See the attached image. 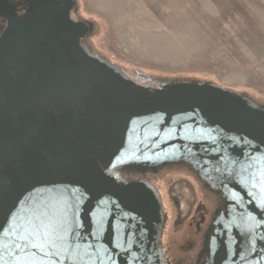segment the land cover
I'll use <instances>...</instances> for the list:
<instances>
[{"label":"water","instance_id":"obj_1","mask_svg":"<svg viewBox=\"0 0 264 264\" xmlns=\"http://www.w3.org/2000/svg\"><path fill=\"white\" fill-rule=\"evenodd\" d=\"M26 3L25 21L6 9L0 36L4 264H162L158 195L102 167L122 154L140 166L189 161L222 189L224 213L203 264H264V109L195 80L162 82L150 98L133 94L111 82L118 71L105 59L86 57L80 46L62 53L92 31L68 15L75 0ZM73 214L83 239L73 244L69 233V251L23 246L20 237L41 219Z\"/></svg>","mask_w":264,"mask_h":264},{"label":"rangeland","instance_id":"obj_2","mask_svg":"<svg viewBox=\"0 0 264 264\" xmlns=\"http://www.w3.org/2000/svg\"><path fill=\"white\" fill-rule=\"evenodd\" d=\"M75 1L91 24L89 46L107 61L156 78L211 82L264 104V0ZM167 167L157 188L168 221L161 235L172 232V248L160 257L189 264L198 246H189L196 229L187 220L198 203L208 217L216 196L186 165Z\"/></svg>","mask_w":264,"mask_h":264},{"label":"flooded vegetation","instance_id":"obj_3","mask_svg":"<svg viewBox=\"0 0 264 264\" xmlns=\"http://www.w3.org/2000/svg\"><path fill=\"white\" fill-rule=\"evenodd\" d=\"M12 9L14 11V14L18 17L19 20L25 21V15L27 13V3L26 0H0V36L3 33L4 29L7 26L8 19L5 16L6 9ZM68 15L70 16L72 21L75 20H83L81 19L77 14V6L74 5L73 7L68 10ZM89 26L91 27V24L86 21ZM91 34V33H90ZM90 34H86L84 38L80 39L78 43L71 44L69 43L67 46H65V49L62 51L64 56L71 54L75 50H77V47L80 46L84 49L86 53V57H95L99 58L100 61L104 60L103 57L95 54L91 47L88 44V38L90 37ZM67 57V56H66ZM106 60V59H105ZM106 64L110 65L114 70H117L118 73L116 76H113L111 78V82L115 84H122L128 91H130L133 94L136 95H146L148 98L157 96V92L159 89H161L158 84L162 82H178L182 81L179 79H164V78H156L152 76L145 75L141 72L137 71H131L128 69H124L112 62H109L106 60ZM138 78H147L149 79L152 84L145 85L138 81ZM202 83V82H200ZM225 88V87H224ZM231 90V89H230ZM233 91V90H231ZM236 92V91H234ZM239 94H242L241 92H237ZM244 95V94H243ZM248 100L254 104L255 106H259L262 109H264V104H260L258 102H254L248 98ZM143 102L148 103L147 100H144ZM178 163H182L188 167L190 171H192L196 176H198L204 185L211 191V193L216 196V202L214 204L213 211L210 212L209 216L207 217L202 212L205 210V206L202 203H198L196 208L194 209L189 216V219L187 222L190 221V219H194V227L195 231L192 232V235L196 237V241H192L189 243V246H193L197 244L198 251L195 256L191 260L189 264H203L205 261V255H204V249L210 247L211 239H212V230L216 227V225L219 223L220 219L222 218V215L224 213V202H223V191L222 189L216 188L211 182L207 181L200 172L190 164L189 161L181 160V161H174V160H168L166 163L159 161V162H146L142 166L138 165V163H135L132 161L131 157H128L124 154L116 156L114 158L105 159L104 162H102V167L105 172L111 174L114 176V178L121 184L127 183V182H140L143 184H146L147 186L151 187L156 194L158 195L161 203V210H162V216L164 219L162 227L168 223L167 221V214L164 210V202L162 195L157 188L158 181L161 180L163 177H160L161 173L164 169L168 170L170 165H174ZM140 167V170H137L136 167ZM179 205V202L177 203ZM194 215V216H193ZM176 220V219H175ZM176 224V221L174 222ZM163 229V228H162ZM162 231V230H161ZM171 231H167L166 236L163 234L161 235V232L159 234L158 239L162 237L163 239L160 242H157V245L160 244V255L162 254V251L165 250L166 247H171L169 245L168 241L171 238ZM181 246V244H180Z\"/></svg>","mask_w":264,"mask_h":264},{"label":"snow or ice","instance_id":"obj_4","mask_svg":"<svg viewBox=\"0 0 264 264\" xmlns=\"http://www.w3.org/2000/svg\"><path fill=\"white\" fill-rule=\"evenodd\" d=\"M77 197L75 193H73V200H76ZM100 204L103 201L99 202ZM76 205L73 204V207ZM99 207V204L97 205ZM122 218L127 217V213L121 214ZM106 217L103 215L96 222L97 224L102 225ZM119 224V220H116L113 224V227ZM79 225L76 223L75 214H73V218L69 220L66 216L63 217H45L40 220L38 224H36L29 234L28 237H20V240L24 241V247H32V248H42L45 249L44 254L47 255L49 252L52 255H55V251L53 249H60L62 251H69V239L68 234H72L71 243H75V239H83L80 232L78 231ZM16 248L19 251L21 248V244L17 243ZM6 248L2 243V233H0V264H4V253Z\"/></svg>","mask_w":264,"mask_h":264}]
</instances>
